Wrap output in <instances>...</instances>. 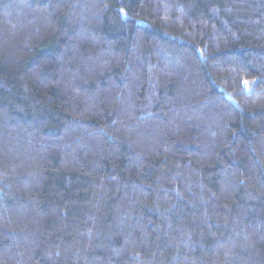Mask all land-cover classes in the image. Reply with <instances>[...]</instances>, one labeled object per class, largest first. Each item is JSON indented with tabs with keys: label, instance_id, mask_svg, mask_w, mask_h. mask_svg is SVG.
Segmentation results:
<instances>
[{
	"label": "trees",
	"instance_id": "obj_1",
	"mask_svg": "<svg viewBox=\"0 0 264 264\" xmlns=\"http://www.w3.org/2000/svg\"><path fill=\"white\" fill-rule=\"evenodd\" d=\"M0 264H264V0H0Z\"/></svg>",
	"mask_w": 264,
	"mask_h": 264
}]
</instances>
